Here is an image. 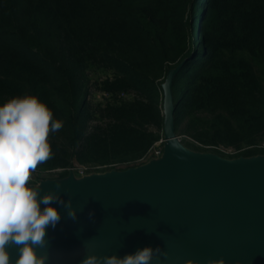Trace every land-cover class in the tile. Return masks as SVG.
Returning <instances> with one entry per match:
<instances>
[{
  "label": "trees",
  "instance_id": "obj_1",
  "mask_svg": "<svg viewBox=\"0 0 264 264\" xmlns=\"http://www.w3.org/2000/svg\"><path fill=\"white\" fill-rule=\"evenodd\" d=\"M181 63L185 143L264 154V0H0V105L33 95L63 123L30 182L141 163L163 137L162 83Z\"/></svg>",
  "mask_w": 264,
  "mask_h": 264
},
{
  "label": "water",
  "instance_id": "obj_2",
  "mask_svg": "<svg viewBox=\"0 0 264 264\" xmlns=\"http://www.w3.org/2000/svg\"><path fill=\"white\" fill-rule=\"evenodd\" d=\"M182 65L169 70L162 83L160 154L123 169L81 173L79 184L69 169L67 176L55 178L60 183L41 187L39 197L59 192L77 211L73 221L65 208L52 203L61 219L55 229H46L48 264H80L89 254L122 258L144 247L167 253L154 256L151 264H206L213 256L264 264V154L214 160L181 144L172 77ZM6 250L15 264L19 246Z\"/></svg>",
  "mask_w": 264,
  "mask_h": 264
},
{
  "label": "clouds",
  "instance_id": "obj_3",
  "mask_svg": "<svg viewBox=\"0 0 264 264\" xmlns=\"http://www.w3.org/2000/svg\"><path fill=\"white\" fill-rule=\"evenodd\" d=\"M62 127L63 123L53 119L52 111L36 96L14 97L0 105V264H12L6 250L11 244L19 246L15 264H48L46 229H55L61 219L51 206L53 202L67 210L68 218L77 219L71 198L65 201L59 192L39 197V188L30 186L32 173L52 156L50 133ZM88 215L91 219L93 212ZM161 255L166 257L167 253L160 247H144L122 258L89 254L80 264H151L154 256L158 259Z\"/></svg>",
  "mask_w": 264,
  "mask_h": 264
},
{
  "label": "rangeland",
  "instance_id": "obj_4",
  "mask_svg": "<svg viewBox=\"0 0 264 264\" xmlns=\"http://www.w3.org/2000/svg\"><path fill=\"white\" fill-rule=\"evenodd\" d=\"M88 72L91 74V76H99V77L101 76V77H103L102 72L97 71L95 69H91ZM89 96L91 98H94L95 100H99V99L101 100V95H100L99 91L92 85L89 88ZM176 134L178 135V138L180 139L181 144L185 148H187L190 152H192V153L207 155V156L211 157L214 160H236V159H238L236 157H232L230 155H227V154H229V152H227L226 150L221 149V148H219L221 152H218V151L210 149V148L197 149V148L191 147V146L187 145L185 143V141H184V139L189 140L190 138L184 137L183 135L178 134L177 131H176ZM70 169L73 170V172H75V180H74L75 183H77V184L81 183L82 182V178H81V173H80L79 170L82 169V167L80 165H77V166L72 167ZM111 169L117 170L119 168H103V169H98V170H92L91 169L88 172H91V171H93V172L94 171L106 172V171H109ZM51 178H54V176H50L48 174L47 175L42 174V176L39 177V179L35 178L36 181L30 182V186L38 187L39 190H40L42 186L51 183L49 181H52V183H56V184L60 183L59 180H57L55 178L53 180H51ZM221 261L223 262V264H225L227 262L238 264L240 262L239 259L234 258V257H227L225 260H221L218 257L213 256V257H210L207 260L206 264H220Z\"/></svg>",
  "mask_w": 264,
  "mask_h": 264
},
{
  "label": "built area",
  "instance_id": "obj_5",
  "mask_svg": "<svg viewBox=\"0 0 264 264\" xmlns=\"http://www.w3.org/2000/svg\"><path fill=\"white\" fill-rule=\"evenodd\" d=\"M163 137H161L160 139H158L153 145L152 147L148 150V152L141 158V161H144L146 160L149 156L155 154V155H158L161 153V150H162V144H163ZM259 146L261 147H264V141L260 142L259 143ZM221 149H224L226 150L227 152L229 153H233L235 152V150L233 148H224V147H220ZM81 166V165H80ZM82 169H80V173H85V172H88L90 171L91 169L92 170H96L98 169L100 166H91V167H88V166H81ZM101 168V167H100Z\"/></svg>",
  "mask_w": 264,
  "mask_h": 264
}]
</instances>
